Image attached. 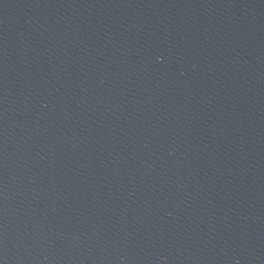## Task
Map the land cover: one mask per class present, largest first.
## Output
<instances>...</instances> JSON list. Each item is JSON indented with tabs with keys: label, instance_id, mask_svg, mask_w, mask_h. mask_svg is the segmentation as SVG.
Returning <instances> with one entry per match:
<instances>
[{
	"label": "water",
	"instance_id": "obj_1",
	"mask_svg": "<svg viewBox=\"0 0 264 264\" xmlns=\"http://www.w3.org/2000/svg\"><path fill=\"white\" fill-rule=\"evenodd\" d=\"M0 264H264V0H0Z\"/></svg>",
	"mask_w": 264,
	"mask_h": 264
}]
</instances>
